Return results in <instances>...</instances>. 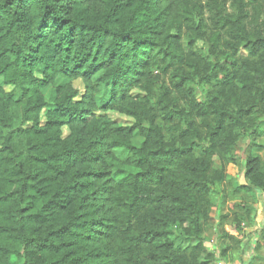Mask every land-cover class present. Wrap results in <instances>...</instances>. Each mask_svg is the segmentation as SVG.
<instances>
[{
    "label": "trees",
    "instance_id": "16d2710c",
    "mask_svg": "<svg viewBox=\"0 0 264 264\" xmlns=\"http://www.w3.org/2000/svg\"><path fill=\"white\" fill-rule=\"evenodd\" d=\"M75 3L0 0V264H207L212 206L244 219L264 194V0ZM56 75L85 91L58 86L39 126Z\"/></svg>",
    "mask_w": 264,
    "mask_h": 264
},
{
    "label": "rangeland",
    "instance_id": "374dc122",
    "mask_svg": "<svg viewBox=\"0 0 264 264\" xmlns=\"http://www.w3.org/2000/svg\"><path fill=\"white\" fill-rule=\"evenodd\" d=\"M114 1L115 0H76L73 9L83 10L82 13L89 18H101ZM198 46L205 49L207 48L202 42H198ZM243 51L244 50H241V53H243ZM36 75L39 76L40 71H37ZM68 84L71 88L77 91V94H82L85 91V81L81 77L68 78L62 75L54 76L45 85L39 88L46 103V106L43 107L38 116L39 126L46 124L49 120L54 121L55 118L52 117V115H48V112L54 109L55 97H57L56 88ZM0 87L4 88L6 92L12 90V86H4L2 84L1 78ZM132 93L138 96L144 95V93L138 89L132 90ZM11 108L12 106L9 108L10 111ZM93 114L104 115L111 121L117 122L120 125L130 126L134 123V120L131 117L119 113L118 111L101 109L99 101H97V108L93 109ZM19 121L20 119L18 122ZM31 125L32 120H25L22 123H19L18 127L20 129H25L31 127ZM59 129L62 138L67 137L71 132L70 125L66 123H62L59 126ZM262 130L264 131V128H262ZM141 140L142 138L140 135L135 132L132 142L135 145H138ZM260 143L262 146L255 148L254 152L259 154L264 167V135L262 136ZM243 146H245V144L241 143L238 147V154H241ZM226 172L235 179H242L240 175V165L230 163L226 166ZM230 186V184H226L227 191L230 190ZM247 198L250 199L249 197ZM249 201L254 209L253 213H250L243 217L244 219H241L238 218V215H234L231 210L232 214L224 219L223 222L220 221L219 215H225L226 212H221L220 214L216 209L215 204L212 206L210 210L211 219L204 229V238H206V240L201 243L203 246V251L201 253L208 258L207 264H264V230H262L264 228V214L261 213H264V197H259L256 202H253L251 199ZM230 205H232V202L226 204V207L228 208L227 211L230 209ZM225 233L226 236H223ZM250 233L252 235H250ZM190 242L198 245V242L194 239H190ZM222 250H224V255H222L223 259L218 256L217 259H215V254L218 255L217 253ZM211 257H213V260H211ZM11 259V263L18 264V261L13 258ZM219 259H221L222 262L218 261Z\"/></svg>",
    "mask_w": 264,
    "mask_h": 264
},
{
    "label": "crops",
    "instance_id": "0c3cea01",
    "mask_svg": "<svg viewBox=\"0 0 264 264\" xmlns=\"http://www.w3.org/2000/svg\"><path fill=\"white\" fill-rule=\"evenodd\" d=\"M257 196H259V197H264V194H261V195H257ZM259 197H257V199L259 198ZM257 206V205H256ZM261 212V211H260ZM262 214H264L263 212H261ZM264 217V216H263Z\"/></svg>",
    "mask_w": 264,
    "mask_h": 264
}]
</instances>
